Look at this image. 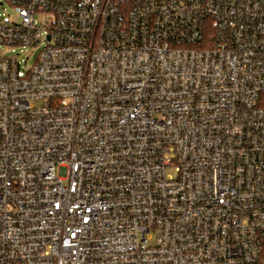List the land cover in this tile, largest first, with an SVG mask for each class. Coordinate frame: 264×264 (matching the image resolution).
<instances>
[{"label": "built area", "instance_id": "obj_1", "mask_svg": "<svg viewBox=\"0 0 264 264\" xmlns=\"http://www.w3.org/2000/svg\"><path fill=\"white\" fill-rule=\"evenodd\" d=\"M10 4L0 264H264V0Z\"/></svg>", "mask_w": 264, "mask_h": 264}, {"label": "rangeland", "instance_id": "obj_2", "mask_svg": "<svg viewBox=\"0 0 264 264\" xmlns=\"http://www.w3.org/2000/svg\"><path fill=\"white\" fill-rule=\"evenodd\" d=\"M1 3L2 5H0V17L6 18L10 22L17 21L18 14L16 13L15 7L12 4L3 0H0V4ZM46 20H48V18H46L45 16L37 15V21L44 23ZM20 50L22 51L20 52L18 59L21 62L22 67H25V69L30 68L34 64L35 55L33 53H29L30 49L20 48L19 51ZM168 174L172 176H176V172L174 169H170L168 171ZM154 242H155V237H151L150 243L153 244Z\"/></svg>", "mask_w": 264, "mask_h": 264}, {"label": "trees", "instance_id": "obj_3", "mask_svg": "<svg viewBox=\"0 0 264 264\" xmlns=\"http://www.w3.org/2000/svg\"><path fill=\"white\" fill-rule=\"evenodd\" d=\"M3 1H6V2H8V3H11V0H3Z\"/></svg>", "mask_w": 264, "mask_h": 264}]
</instances>
